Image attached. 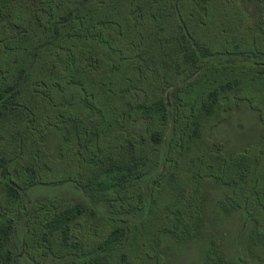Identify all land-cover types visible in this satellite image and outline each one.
Masks as SVG:
<instances>
[{
	"label": "trees",
	"instance_id": "trees-1",
	"mask_svg": "<svg viewBox=\"0 0 264 264\" xmlns=\"http://www.w3.org/2000/svg\"><path fill=\"white\" fill-rule=\"evenodd\" d=\"M218 233L264 247V0H0V264H235Z\"/></svg>",
	"mask_w": 264,
	"mask_h": 264
},
{
	"label": "rangeland",
	"instance_id": "rangeland-1",
	"mask_svg": "<svg viewBox=\"0 0 264 264\" xmlns=\"http://www.w3.org/2000/svg\"><path fill=\"white\" fill-rule=\"evenodd\" d=\"M259 122L256 118L255 112L251 109H245L243 105H239L237 110L232 111L226 118L222 124L218 125L217 128L213 131L212 135L214 138L221 140L224 142V147L227 150H233L240 146H242L247 141H250L251 139L255 138L257 131L260 129ZM218 186L216 184L208 185L209 193L211 192H217ZM25 195L28 198L36 199V198H47L52 196H59V197H77L79 198L81 195V192L78 188H76L73 184L69 182H63L59 184L54 185H37L30 187L24 191ZM226 221L229 223L230 220L235 219L236 223L239 222L238 216L234 217L231 215L225 216ZM226 223V222H225ZM227 225H223L225 228ZM232 229H230L231 231ZM229 231V233H230ZM228 232H225V234H229ZM223 233H218L217 236L220 238V242H223V240L226 242V247L229 251L234 253L235 248H237V262L235 264H264V247L260 246H254L251 251H246L244 253V261H239V256L241 255L240 252V246L237 245L238 241H242V236L244 233H241L240 235L234 236L232 242L230 239L227 238ZM231 234V233H230ZM185 248V250L173 252L172 256H180L179 262H174L173 264H197L199 263L196 256H193L197 254V250H193V248ZM179 250V249H178ZM181 252V253H180ZM226 255L227 260H233L235 261L236 255L234 254H226L225 251H223ZM184 257V258H181ZM177 261V260H176Z\"/></svg>",
	"mask_w": 264,
	"mask_h": 264
}]
</instances>
